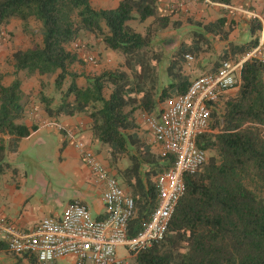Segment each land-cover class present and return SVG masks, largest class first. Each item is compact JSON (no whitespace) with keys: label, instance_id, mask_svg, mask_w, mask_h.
<instances>
[{"label":"trees","instance_id":"trees-1","mask_svg":"<svg viewBox=\"0 0 264 264\" xmlns=\"http://www.w3.org/2000/svg\"><path fill=\"white\" fill-rule=\"evenodd\" d=\"M173 12L160 14L158 0H121L113 9H96L91 0H0V34L16 19L25 31L29 22L38 23L41 35V41L29 49L13 52L10 63L15 76L9 85L2 83L0 74V176L10 168L8 153L34 129L23 123L28 102L16 75L54 76L59 104L43 92L38 102L48 116L89 118L93 139L108 147L114 176L134 200L127 237L140 233L158 203L152 178L169 168L174 157L162 158L138 134L137 113L155 114L160 103L184 93L190 85L185 55L198 56L216 38L227 40L233 25L226 18L209 23L189 18V42L170 51L159 43L157 33L181 27V22L171 20ZM147 19L152 22L144 33L128 25ZM257 31L261 22L252 19V40L228 43L208 73L256 48ZM87 36L120 53L124 64L85 77L86 84L79 87L76 79L81 75L69 67L83 61L70 47ZM237 86L235 95L215 105L209 131L197 139V147L208 158L196 174L184 179L185 192L163 239L132 255V264H264V61L246 60ZM42 87L47 86L42 83ZM6 136L10 138L5 140ZM122 158L128 164L119 169ZM0 247L6 250L3 244ZM15 257V264H23L21 256ZM34 258L31 264H36Z\"/></svg>","mask_w":264,"mask_h":264},{"label":"crops","instance_id":"crops-1","mask_svg":"<svg viewBox=\"0 0 264 264\" xmlns=\"http://www.w3.org/2000/svg\"><path fill=\"white\" fill-rule=\"evenodd\" d=\"M105 1H110L109 6L98 9L116 8L121 0ZM158 12L160 14L173 12L171 20L181 22L179 29L169 27L157 33L159 43L166 44L163 47L170 51L178 48L181 42H189L191 31V27L187 23L189 18L203 23L215 22L219 18H226L227 22H232V30L227 40L216 38L210 43L209 48H205L198 56H193V61H197L196 70H198L197 75L193 76L195 78L213 69V63L226 49L228 43L241 45L252 40L249 25L252 19H258L261 24L264 21V0H231L229 5L210 3L207 0H158ZM151 22L152 19H147L142 23L135 20L129 22L128 25L137 32L144 33ZM3 30L8 34L15 35L25 33L22 22L16 19L11 20ZM256 35L258 45L253 49L256 50L255 57L264 61V35H261L260 31H257ZM169 38H173L174 42L169 43ZM167 44L171 47H168ZM30 47H19L16 50H26ZM98 48L104 50L106 55L111 56L114 60L117 57L119 67L124 64V60L115 52L107 50L103 46H98ZM74 49H76L78 57L83 59L85 54L81 52V49L75 47ZM91 56L95 58L94 54ZM245 56L246 54L234 56V59H243ZM3 59L4 57L0 58V74L4 76L2 83L7 86L13 81L15 70L12 64L9 63L8 66ZM192 62L185 63V67L192 66ZM5 67H8V70L4 71ZM79 73L81 76L76 79V83L81 87L86 84L85 77L89 74ZM16 76L21 82L23 99L28 102L27 114L23 123L28 128L34 127V129L27 137L21 138L14 151H10L7 155L10 168L0 176V216L19 229L28 231L45 217L59 218L66 206L77 200L88 207L93 218H103L105 211L101 196L104 184L94 180L93 175L82 162L72 142L64 136L63 131L64 129H75L76 137L91 148L96 147L93 151L98 160L112 175L116 176L108 158L102 157V150L97 148L99 142L92 137L89 118L81 114L71 117H54L45 113L43 106L38 102L40 92L54 96V104H59L58 96L54 91V76L49 79L50 77L46 78L47 76L35 73L29 77L25 72H19ZM42 83L47 86L45 89L42 87ZM237 90L238 86L227 90L222 98L235 95ZM141 116V113H137L138 123L145 133L147 131L142 124ZM138 130L140 131V129ZM138 134L141 133L138 132ZM3 138L8 140L10 137ZM149 141L154 144L152 148L156 149L157 145L153 142L152 137L149 138ZM33 149L35 155L31 154ZM19 165L22 166V171ZM46 174L51 175L53 179L47 182L40 180L41 175L46 178ZM61 191L64 194H61ZM31 258L34 257H22L23 264H31ZM13 261L15 264L16 257L0 247V264H11ZM73 261L68 257L48 264H72Z\"/></svg>","mask_w":264,"mask_h":264},{"label":"built area","instance_id":"built-area-1","mask_svg":"<svg viewBox=\"0 0 264 264\" xmlns=\"http://www.w3.org/2000/svg\"><path fill=\"white\" fill-rule=\"evenodd\" d=\"M260 33L264 35V21ZM255 53L253 50L243 59L222 62L215 72L191 79L184 93L160 103L156 114H142V124L159 147L160 156L172 155L174 160L152 178L157 207L135 237H127L128 222L135 214L132 196L102 165L90 146L76 137L75 129H64V136L72 142L94 180L104 184L101 201L105 216L93 218L88 207L77 200L59 218L45 217L28 231L0 216V244L15 256H32L41 264L68 257L74 260L72 264H122L117 248L132 256L162 240L185 192L184 179L196 174L207 160L206 152L197 147V139L209 131L215 105L220 104L227 90L237 86L242 64L256 58ZM84 59L95 62L88 54ZM184 59L189 64L193 56L187 54Z\"/></svg>","mask_w":264,"mask_h":264},{"label":"rangeland","instance_id":"rangeland-1","mask_svg":"<svg viewBox=\"0 0 264 264\" xmlns=\"http://www.w3.org/2000/svg\"><path fill=\"white\" fill-rule=\"evenodd\" d=\"M109 2L110 1L107 2L105 0H91V5L96 9H98L100 7L106 8L109 6ZM148 22H150V20H148ZM40 41H41L40 27H39V24L34 22V21H31V23L27 26V31H25V33H23V34L22 33L19 35H15L13 33L8 34L5 30H3L2 33L0 34V58L4 57L3 60L9 66L11 64L10 58H11L13 52L17 48L24 47V46H32V44L34 42L36 43V42H40ZM168 42L173 43V38H169ZM73 46H80L79 49H81V46H83L81 52H83V54H85L84 56H86L87 54L88 55L94 54L95 62L89 63V62L85 61V59L83 58V59H81L83 61V64L82 63L74 64L73 66L69 67L71 71L75 70L74 72H78V73L83 72V74H89V76H93V75H97V74L101 73L104 70H113L116 68H121V67H119L117 57L115 58L116 60H114L113 58H111V56H107L104 50L98 48V46H102V45H99L93 39L92 36L85 37L84 40L81 41V43L76 42V43L72 44L70 47V50H76V49H74ZM168 47H171V46H168ZM116 54H118L119 57H121L124 60V57L120 53H116ZM158 57H159V59L161 58L160 51L158 52ZM192 64H193L192 66H188V67L184 68L185 74L186 75L188 74L191 79L194 78L193 76L197 75V71H198V70H196L197 61L196 60L193 61ZM6 70H8V67H5L4 71H6ZM48 77H50L49 79H51V76H47L46 78H48ZM68 84H69L68 80L65 81L64 89L67 88ZM139 129H140V131L138 130V132L141 133L140 134L141 137H143V138L145 137L144 139L146 140V142L149 144H152V146H154V144L151 141H149V138L151 137L150 133H148V132L144 133V131L141 128H139ZM94 148H96V147H94ZM94 148H91V149L93 150ZM97 148H100L102 150V152H101L102 157H105L107 159L108 158V147L102 143H98ZM153 150L159 151V147L157 146L156 149L153 148ZM31 154L35 155L34 149L31 150ZM207 158H208V154H207ZM127 164H128V160L126 158H122L118 162L117 167L119 169H123L127 166ZM19 168L21 171L23 170L22 166H20V165H19ZM45 176H46V178L41 175L40 180L47 182V181H50L51 179H53L51 177V175H49V174H46ZM60 193L64 194L63 191H61ZM117 255H118V258L123 259L122 264H132L133 263V257L130 254H128L126 252V250H124L123 248H117ZM11 264H14V261L11 262Z\"/></svg>","mask_w":264,"mask_h":264}]
</instances>
